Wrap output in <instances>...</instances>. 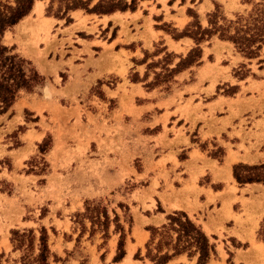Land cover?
<instances>
[{
	"label": "crops",
	"instance_id": "crops-1",
	"mask_svg": "<svg viewBox=\"0 0 264 264\" xmlns=\"http://www.w3.org/2000/svg\"><path fill=\"white\" fill-rule=\"evenodd\" d=\"M214 3L226 5L234 12L247 6L241 0H138L134 11L109 15L72 11L69 13L72 21L68 24L65 19L44 15L43 24L50 26L51 35L56 36V40H50L48 46L40 43V46L48 47L41 66L53 80L56 76L59 78V72L65 69L68 74L66 83L56 89L58 92L50 101L34 98L32 94L19 96L12 109L0 116L1 140L6 133L22 125L24 108L33 106L34 117L42 115L46 122V114L49 115L48 120L58 114L62 99L71 108L79 110L81 115L86 111L94 116L89 109L98 107L97 114L102 115V120L97 117L96 121L107 128L115 124H112L111 119L116 122L117 119L123 121L130 118L131 126L142 124V128L149 130L147 133L140 131L139 134L150 147L141 157L148 161L150 153L154 163H157L150 185L163 211L153 213L152 217L160 219L165 212H184L202 230L206 223L211 230L208 235L210 238L216 236L220 227L226 228L227 223L234 222V218L227 215L230 210L235 214L234 205L243 189L233 178V165L264 162V68L256 72L252 70L257 77L233 76L232 68L241 63L243 58L230 43L217 39L218 44H212V49L210 46L204 47V42L200 44L202 56L198 63L168 75L195 47L191 38L182 35L193 21V17L186 13L187 8L211 12ZM36 5L32 8L33 12ZM41 11L44 12L43 7ZM33 15L31 11L25 18L30 19ZM21 21L4 33L2 40L7 37L11 40L10 44L4 43L6 46L15 47L24 42L25 37L19 25ZM13 29H16L14 34ZM222 45L230 47L226 49L232 54L234 63L229 61L228 64H222V57L217 61L215 49L222 48ZM210 55H214L211 60L208 59ZM262 65L264 67V63ZM132 75H135L134 79L130 78ZM98 84L101 85L104 99L90 95L91 89ZM224 85L226 88H235V91L223 93L220 86ZM56 95L59 96L58 100ZM112 99L117 100V108L111 119H105L107 101ZM117 115L119 118L115 120ZM145 115H149V118L142 123ZM42 127L39 124V128L32 129L35 133L33 136L38 135V139L32 142L34 147L47 134L48 129L43 130ZM29 131L27 129L26 132ZM101 138H105V135ZM106 139L109 141L111 138ZM20 142L21 145L14 149L0 143V160L7 156L12 158V169L0 165V181L15 184L12 192L0 191V254L7 253L1 264H17L11 259L7 261L8 254H14L9 230L28 227L29 224L23 219L25 209L18 196L21 183L15 182L14 176L18 174L20 177L18 172L34 150L24 136L20 137ZM57 142L54 137V150ZM217 149L224 151L220 161L210 155ZM180 154L183 156L180 157ZM162 172L168 174L167 182L157 178V186H154L155 174ZM24 178H29V175L25 173ZM249 185L256 184L243 186ZM224 202L228 203L229 211L226 209L221 214L214 213L213 207L219 210ZM152 207L155 206L149 208L151 211ZM234 230L239 231L237 228ZM142 236L146 244L150 233L143 231ZM229 236L238 237L235 234ZM73 242H66L71 243L68 246L70 249ZM130 247L133 249L131 255L128 252ZM130 247H126L124 257L119 262L113 261L114 251L106 253L104 262L135 264L134 253L140 246L132 242ZM128 258L130 262H127ZM73 262L69 264H75ZM172 263L193 264L195 259L189 262L182 256ZM90 264L103 263L100 258H94ZM144 264L153 263L147 261Z\"/></svg>",
	"mask_w": 264,
	"mask_h": 264
},
{
	"label": "rangeland",
	"instance_id": "rangeland-1",
	"mask_svg": "<svg viewBox=\"0 0 264 264\" xmlns=\"http://www.w3.org/2000/svg\"><path fill=\"white\" fill-rule=\"evenodd\" d=\"M36 1L44 8V12L32 11L35 15L21 21L20 30L25 39L23 43L14 46L15 52L30 61L33 67L44 76L45 84L38 87L33 93L22 91L19 96L24 97L25 94H32L34 98L50 101L58 92L56 89H60V86L66 83L68 74L63 69L59 72V78L56 76L53 80L49 72L42 69L41 63L47 54L48 47L44 48L40 46V43L48 46L50 40H56V36L51 35L50 26L43 24V16H48L46 10L50 1ZM261 1L241 0V3H246L247 6L240 7L239 11L235 12L228 6L219 3H214V9L215 5H219L223 14L228 19H233L236 14H246L254 4ZM57 6L56 2L52 14L55 13ZM211 12H205L204 9L196 11L193 8L186 10V13L193 17V21L190 23L199 21L204 26L207 25V15ZM49 17L54 16L50 15ZM15 30H12L13 34L16 33ZM9 38L3 39V43L10 44ZM217 39L215 36L209 40V43L204 42V47L210 46L212 49V44H218ZM226 48L230 47L222 45V48L215 49L217 61L222 57L224 58L222 64H228L229 61L234 63L232 54ZM234 51L232 52L234 53ZM222 53L225 57L222 56ZM213 56L210 55L208 59H213ZM51 57L53 59L54 55ZM259 60H262L261 64H259ZM263 63L264 49L258 59L243 58L241 63L232 68V75L238 78L246 75L257 77L255 72L264 68ZM130 78L134 79L135 75ZM100 86V84L94 86L90 95L104 99ZM220 88L225 94L235 91V88H226V85L220 86ZM57 96L58 100L59 96ZM60 105L55 118L48 120L49 115L46 114L48 117L46 122L42 115L34 117L33 106L24 108L22 125H19L13 132L6 133L3 140L0 138V143L10 145V149H14L21 145L20 137L24 136L31 149L34 150L32 156L18 172L20 177L17 176L18 174L14 176L15 182L21 183V193L18 196L25 209L23 210V219L29 221V224L28 227L20 226L9 230V241L14 254L11 256L9 253L7 261L11 259L17 264H22V258L25 255L35 256L39 249L38 239L41 228H45L49 250L52 254L50 264H69L72 261H75L73 262L75 264H90L94 258H100L103 264H107L104 262L106 253L114 251L115 256L117 254L120 230H123L125 236L124 250L126 247H130L132 242L136 246H140L134 253L135 264L147 263L149 260L146 258L143 231H147L146 227L148 226H157L165 222L166 216L171 214L165 212V215L160 216V219L152 217L153 213L156 214L163 209L150 185L151 177L154 175L153 170H157V163H154V157L150 153L148 161L141 157V154H146L150 150V147L139 134L140 131L147 133L149 130L142 128V124L131 126L130 118L120 121L117 119L118 115L114 117L115 120L117 119L114 122V119L111 118L117 108L115 99L107 101L108 110L104 112L105 119L110 118L112 124H116L111 128L96 121L97 117L102 120V115L98 116L97 114L99 109L96 106L89 109L94 113L92 116L86 111L81 115L79 110L71 108L64 99L60 100ZM148 118L149 115L143 116L141 122L144 123ZM39 124L43 126V130L47 128L48 131L43 140L36 143V147H34L32 142L38 139V135L33 136L35 133L32 129L39 128ZM27 129L31 131L26 132ZM102 135H105V138H101ZM54 137L58 141L55 150L53 149ZM106 137L111 139L108 141ZM221 150H214L210 155L220 156ZM219 153L221 154L219 155ZM182 154L180 157L183 156ZM262 163L264 162L259 164ZM0 165L3 168L12 169V158L4 157L0 160ZM25 173L29 175V178H24ZM32 175L38 178L35 179ZM157 178H162L164 182H167L168 174L166 172L155 174L154 186H157ZM14 185L12 182L1 180L0 191L12 192ZM242 187L243 189L239 192L240 198L234 205L235 214H232L230 210V214L227 215V217L234 218V222L227 223L226 228L220 227L217 235L211 236V241L216 247V256L211 259L209 264H228L229 253L232 254L230 264H264V242L257 239V231L264 218V186L256 184ZM151 206L156 208L152 207L151 211L149 209ZM88 207L94 215L98 210L102 222L104 221L102 212H105L109 218L108 222L104 226L98 223L92 225L86 210ZM215 207H213V212L216 214L230 209L228 203L225 202L219 210ZM115 216H118L117 224L120 228L117 230ZM59 219L63 222H60ZM203 226V230L209 235L211 232L209 226L206 223ZM235 228L239 231L236 232ZM29 231L33 232L32 236H28ZM21 234L28 237L21 238ZM229 234H235L238 237L234 238ZM70 241H74L71 249L68 247L71 246V243L66 244ZM132 250V247L128 249L129 255ZM6 254H0V264ZM127 260L130 262L129 258Z\"/></svg>",
	"mask_w": 264,
	"mask_h": 264
},
{
	"label": "trees",
	"instance_id": "trees-1",
	"mask_svg": "<svg viewBox=\"0 0 264 264\" xmlns=\"http://www.w3.org/2000/svg\"><path fill=\"white\" fill-rule=\"evenodd\" d=\"M36 0H0V115L7 113L17 101L20 92L33 93L38 87L45 84V78L32 65V63L18 53L15 47L6 46L2 38L4 33L16 26L27 17L34 8ZM46 10L47 15L57 19H65L66 23L72 20L69 13L82 10L87 14L109 15L115 12L134 11L138 0H49ZM58 6L54 14L53 7ZM191 38L195 47L192 48L186 58L181 59L176 68L168 72V75L179 71L184 67H190L199 62L202 56L200 44L217 37L220 41L230 43L235 51L247 60L258 59L264 49V0L254 4L246 14H236L233 19H228L219 5L207 15V26L202 27L199 21H194L182 33ZM262 60H259V64ZM221 150V149H220ZM221 156L212 155L219 161ZM233 178L240 185L262 184L264 185V163L258 165L235 164L232 167ZM88 217L92 225L106 224L109 220L105 212L93 214L88 208ZM91 212V213H90ZM118 216H115L116 230L118 228ZM132 223V221H130ZM146 230L150 238L145 244L146 258L153 264H182L172 263L175 259L185 256L189 262L195 259L193 264H208L216 256V247L211 238L202 228L193 222L184 212H173L166 216V222L161 226H148ZM15 233V232H13ZM32 231L28 236H32ZM21 234V238L28 237ZM34 238V236H33ZM33 238H31L33 240ZM257 239L264 242V218L260 222L257 231ZM125 236L120 230V238L117 254L114 262H119L125 254ZM39 249L35 256L25 255L22 264H50L52 254L48 246V235L45 228H41L38 239ZM232 254L229 253L228 264Z\"/></svg>",
	"mask_w": 264,
	"mask_h": 264
},
{
	"label": "bare ground",
	"instance_id": "bare-ground-1",
	"mask_svg": "<svg viewBox=\"0 0 264 264\" xmlns=\"http://www.w3.org/2000/svg\"><path fill=\"white\" fill-rule=\"evenodd\" d=\"M42 6L40 5V4H38L37 3V5H36V8H35V10H34V12H36V13H40L41 12V10H42V8H41Z\"/></svg>",
	"mask_w": 264,
	"mask_h": 264
}]
</instances>
